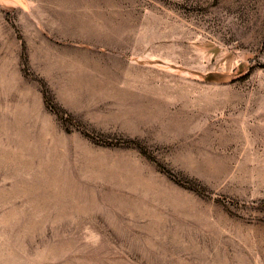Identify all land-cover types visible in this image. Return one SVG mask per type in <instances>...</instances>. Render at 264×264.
Masks as SVG:
<instances>
[{"label":"rangeland","instance_id":"rangeland-1","mask_svg":"<svg viewBox=\"0 0 264 264\" xmlns=\"http://www.w3.org/2000/svg\"><path fill=\"white\" fill-rule=\"evenodd\" d=\"M0 264H264V0H0Z\"/></svg>","mask_w":264,"mask_h":264}]
</instances>
